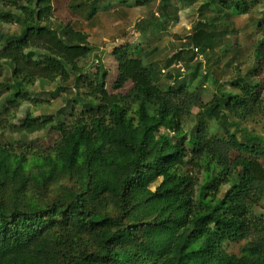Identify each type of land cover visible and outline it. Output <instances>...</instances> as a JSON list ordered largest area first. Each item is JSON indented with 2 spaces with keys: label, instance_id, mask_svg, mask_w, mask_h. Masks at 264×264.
Returning a JSON list of instances; mask_svg holds the SVG:
<instances>
[{
  "label": "trees",
  "instance_id": "obj_1",
  "mask_svg": "<svg viewBox=\"0 0 264 264\" xmlns=\"http://www.w3.org/2000/svg\"><path fill=\"white\" fill-rule=\"evenodd\" d=\"M22 2V33L0 47V77L11 67V83H0L10 93L0 105V135L14 136L0 137V264H264V210L257 212L264 134L230 129L264 116V37L252 68L208 103L189 86L198 66L188 81L179 75L163 88L140 44L112 50L117 72L109 93L105 69L92 74L80 66L95 51L88 36L69 23L50 25L54 0ZM259 2L219 1L211 22L222 31L197 27L193 45L202 51L210 37L237 34V19ZM1 18L9 24L13 16ZM72 79L82 103L67 120L27 111L16 122L22 104L37 107L27 91L35 82ZM47 128L55 134L49 142L26 145L23 138ZM63 178L73 185L49 198ZM242 241L239 254L228 252Z\"/></svg>",
  "mask_w": 264,
  "mask_h": 264
},
{
  "label": "rangeland",
  "instance_id": "obj_2",
  "mask_svg": "<svg viewBox=\"0 0 264 264\" xmlns=\"http://www.w3.org/2000/svg\"><path fill=\"white\" fill-rule=\"evenodd\" d=\"M16 7L0 4V47L8 40L17 38L22 33V24L18 18V7L24 6L22 0H15ZM220 2L231 0H54L53 18L50 25L58 29L69 23L75 29L88 36L94 46V54L80 63L85 73H94L97 67L108 72L107 91L112 89L116 77L117 65L111 52L114 48L126 44H140L144 50L143 58L147 67L156 66L160 70L157 77L161 87L166 88L180 75L181 81L190 79V68L198 66L196 79L191 81L190 89L196 91L208 103L215 95H225L231 91L229 85L237 74L244 75L254 65L253 50L256 43L264 37V0L249 14L237 20L238 33L227 37L215 35L204 43L205 47L193 45L191 37L195 28L203 33L218 34L222 27L211 19L216 17ZM11 14L12 22L4 24L2 16ZM196 48L198 49L196 51ZM177 53L181 60L167 64ZM264 81V63L259 69ZM193 78V77H191ZM72 79L68 85L58 82L50 83L40 80L28 88L29 95L38 100L37 107L24 103L19 109L16 122H20L27 111L42 120H67L72 106L81 108V87ZM0 83H11V67L5 66ZM132 85L129 83L121 91L127 93ZM10 93L0 89V105ZM197 109L193 110L195 115ZM264 117V116H263ZM262 116L252 122L241 123L237 128H230L237 135L244 130L250 133L264 134ZM194 118L187 121V127L194 126ZM222 132V129H220ZM55 136L51 128L26 136V145L46 144ZM12 142L14 136L0 135ZM264 165V162H263ZM73 185L67 178L61 179L50 188L49 198L61 195L66 187ZM226 188L223 189V191ZM264 202L257 208L263 213ZM245 243H232L228 252L239 254Z\"/></svg>",
  "mask_w": 264,
  "mask_h": 264
},
{
  "label": "built area",
  "instance_id": "obj_3",
  "mask_svg": "<svg viewBox=\"0 0 264 264\" xmlns=\"http://www.w3.org/2000/svg\"><path fill=\"white\" fill-rule=\"evenodd\" d=\"M196 51H197V49H196Z\"/></svg>",
  "mask_w": 264,
  "mask_h": 264
}]
</instances>
